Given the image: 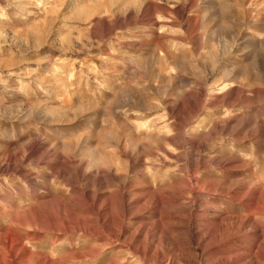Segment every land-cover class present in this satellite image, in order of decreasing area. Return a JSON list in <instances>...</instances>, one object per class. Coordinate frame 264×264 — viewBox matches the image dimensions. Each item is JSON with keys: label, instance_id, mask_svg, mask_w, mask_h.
Instances as JSON below:
<instances>
[{"label": "rangeland", "instance_id": "1", "mask_svg": "<svg viewBox=\"0 0 264 264\" xmlns=\"http://www.w3.org/2000/svg\"><path fill=\"white\" fill-rule=\"evenodd\" d=\"M0 264H264V0H0Z\"/></svg>", "mask_w": 264, "mask_h": 264}]
</instances>
